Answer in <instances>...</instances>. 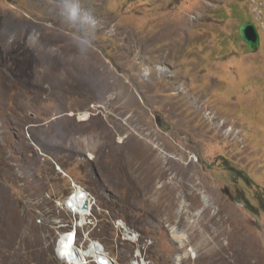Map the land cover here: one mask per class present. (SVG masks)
Here are the masks:
<instances>
[{"label":"rangeland","instance_id":"obj_1","mask_svg":"<svg viewBox=\"0 0 264 264\" xmlns=\"http://www.w3.org/2000/svg\"><path fill=\"white\" fill-rule=\"evenodd\" d=\"M98 65L107 84L74 91ZM72 183L117 264H264V0H0V264H59L47 195Z\"/></svg>","mask_w":264,"mask_h":264},{"label":"built area","instance_id":"obj_2","mask_svg":"<svg viewBox=\"0 0 264 264\" xmlns=\"http://www.w3.org/2000/svg\"><path fill=\"white\" fill-rule=\"evenodd\" d=\"M47 199L54 202L59 212L57 219L51 220V225L56 230L55 253L59 264H117L107 252L105 245L99 240L91 238L92 231L98 227L99 223L95 213L98 204L93 193L76 183H72L69 192L64 197L54 198L48 194ZM47 209L49 210L50 207L48 206ZM106 211L109 214V211ZM60 212L67 217H62ZM111 224L117 229V240L121 237L125 241L128 240L127 237L133 236L132 242L135 244L145 247L153 244L150 240L141 242L140 234L128 230L123 221L111 219ZM126 234L128 235L126 236ZM93 243L103 246L106 250V254H99V259L84 256V252L94 246ZM102 251L104 252V250ZM82 258L83 260H81ZM136 263L148 264L144 259H137Z\"/></svg>","mask_w":264,"mask_h":264},{"label":"bare ground","instance_id":"obj_3","mask_svg":"<svg viewBox=\"0 0 264 264\" xmlns=\"http://www.w3.org/2000/svg\"><path fill=\"white\" fill-rule=\"evenodd\" d=\"M81 69H82V67H81ZM76 74H77V72H76ZM71 78H72V89L74 91H76V92L78 90H80V91L81 90H86L88 92V90L91 91L92 88H94V87H102L105 84H107V82H108V75L106 74V72L104 70H102L99 67V65L95 66V67L87 66V67L83 68L76 76H71ZM78 119H79V121L90 120L91 119V115H90V113H85V114L80 115V117ZM125 137H129V135H127ZM140 144H142L141 141L140 142H135L134 141L132 143V145H134L133 149L136 150V147H140ZM155 147H160V144H155ZM160 152H161V154L163 156L166 157V159L174 158L176 160H179L176 157H174V156L170 155L169 153H167L163 149H160ZM90 157L92 159L95 158L92 154H91ZM121 159H122V161L127 163V160L130 159V156L126 157V159L121 157ZM192 159L194 161H197V156H192ZM128 163H129V161H128ZM126 166H128V165L126 164ZM160 174H162V173L161 172H157L155 175L159 176ZM159 186L161 187V192L159 194V196H160V201H159L160 202L159 203L160 207L163 208L164 210H171V207L176 205V203H175V199L176 198H175V196L173 194L174 189L169 188L166 191V193H164L165 185H164V183L162 181H159ZM161 198H164L167 201V203H162L161 202V200H162ZM206 198L207 197L205 195H203L202 200L205 203V205L207 203ZM185 207H186V202L185 201H181V203L179 205L178 213H183V211L185 210ZM200 214H201V209H199V212L196 215H200ZM4 221H6V220H4ZM171 230H172L174 236L177 239L182 240V241L186 240L185 239L186 237L184 235L183 230H181L179 227L174 226V227H172ZM93 245L94 246L90 250H87L86 252H84V254H85L84 256L87 257V256H90V255H92L94 253L95 254H101V248L99 247V244L96 245L95 243H93ZM92 257H93V255H92ZM178 258H180L182 260L184 258L183 254H182V256H179ZM97 259H99V257H97Z\"/></svg>","mask_w":264,"mask_h":264},{"label":"water","instance_id":"obj_4","mask_svg":"<svg viewBox=\"0 0 264 264\" xmlns=\"http://www.w3.org/2000/svg\"><path fill=\"white\" fill-rule=\"evenodd\" d=\"M240 35L250 50H255L260 45L259 33L252 22H245L240 27Z\"/></svg>","mask_w":264,"mask_h":264},{"label":"clouds","instance_id":"obj_5","mask_svg":"<svg viewBox=\"0 0 264 264\" xmlns=\"http://www.w3.org/2000/svg\"><path fill=\"white\" fill-rule=\"evenodd\" d=\"M73 16L75 17V16H78V12L74 9L73 10ZM85 19H87V18H85Z\"/></svg>","mask_w":264,"mask_h":264},{"label":"trees","instance_id":"obj_6","mask_svg":"<svg viewBox=\"0 0 264 264\" xmlns=\"http://www.w3.org/2000/svg\"><path fill=\"white\" fill-rule=\"evenodd\" d=\"M247 22H249V21H247Z\"/></svg>","mask_w":264,"mask_h":264}]
</instances>
